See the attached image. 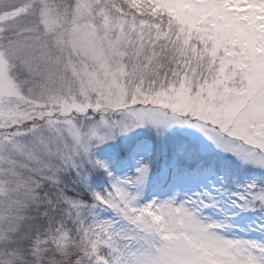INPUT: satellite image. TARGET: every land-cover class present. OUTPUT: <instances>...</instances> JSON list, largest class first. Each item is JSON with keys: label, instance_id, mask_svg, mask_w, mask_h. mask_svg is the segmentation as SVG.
<instances>
[{"label": "snow or ice", "instance_id": "snow-or-ice-1", "mask_svg": "<svg viewBox=\"0 0 264 264\" xmlns=\"http://www.w3.org/2000/svg\"><path fill=\"white\" fill-rule=\"evenodd\" d=\"M0 264H264V0H0Z\"/></svg>", "mask_w": 264, "mask_h": 264}]
</instances>
